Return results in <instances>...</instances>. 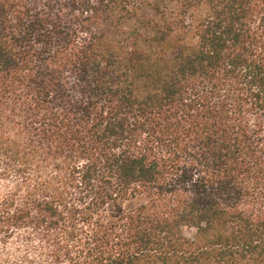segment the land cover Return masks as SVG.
I'll list each match as a JSON object with an SVG mask.
<instances>
[{
    "label": "trees",
    "instance_id": "trees-1",
    "mask_svg": "<svg viewBox=\"0 0 264 264\" xmlns=\"http://www.w3.org/2000/svg\"><path fill=\"white\" fill-rule=\"evenodd\" d=\"M0 247L264 264V0H0Z\"/></svg>",
    "mask_w": 264,
    "mask_h": 264
},
{
    "label": "rangeland",
    "instance_id": "rangeland-1",
    "mask_svg": "<svg viewBox=\"0 0 264 264\" xmlns=\"http://www.w3.org/2000/svg\"><path fill=\"white\" fill-rule=\"evenodd\" d=\"M140 203V200H129L125 203V208L126 209H133L134 207H136L138 204ZM1 250V247H0Z\"/></svg>",
    "mask_w": 264,
    "mask_h": 264
}]
</instances>
